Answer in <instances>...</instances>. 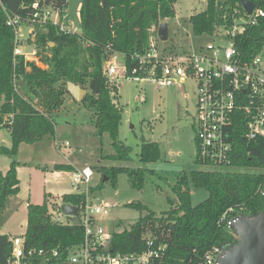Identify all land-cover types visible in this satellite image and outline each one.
Wrapping results in <instances>:
<instances>
[{"label":"trees","instance_id":"16d2710c","mask_svg":"<svg viewBox=\"0 0 264 264\" xmlns=\"http://www.w3.org/2000/svg\"><path fill=\"white\" fill-rule=\"evenodd\" d=\"M28 0L27 2H30ZM179 0H82L80 23L82 31L92 45L84 47L76 36H56L53 32L37 33L34 44L37 56H45L43 63L47 69L26 63L30 72L25 71L23 59L16 68L21 84L34 97L38 92L50 111L57 110L61 98L67 93L68 84H75L89 93L81 105L93 114L96 135L102 139L109 136L114 155L105 160L112 162L130 159L131 148L118 139L121 111L114 104L117 86H110L104 74V61L112 52L123 56L125 69L130 74L136 64L131 60L135 52L145 50L148 33L169 18L175 16V4ZM242 1L251 2L264 12V0H206L202 12L189 17L195 36L212 35L218 28L229 26L234 10L243 14ZM25 0H0V96L5 103L0 106V124L12 114L9 129L10 148H0V155L11 160L5 174L0 172V212L7 206L10 197L19 192L15 161L20 144H32L45 136H53L54 122L36 109L27 99L16 94L12 86V38L11 30L5 25V11L25 15ZM56 6H67L63 0H53ZM239 57L250 60L264 46V17L256 26L248 27L234 40ZM52 44V46H50ZM42 61V60H40ZM58 83L63 89L55 88ZM22 92V91H21ZM23 93V92H22ZM113 94V97L111 96ZM6 125V124H5ZM4 128L8 129L6 126ZM242 128L235 137V153L230 168L214 167L209 171H192L190 177L179 176L172 192L175 203L162 217L155 218L139 203L128 204L140 212H145L128 230L111 233V252L133 253L145 249L143 235L148 233L157 242L166 244L165 257L160 264H199L211 247L223 248L237 242L235 234L221 222L222 216L229 219L236 216H254L264 209V138L251 142L241 139ZM139 162L155 163L160 159V149L156 142H142L138 154ZM55 171H70V166L55 165ZM101 182L91 193L103 187L104 181L115 186L118 175L127 176L134 189L141 190L146 169L125 167H102ZM204 189L207 199L192 206L190 187ZM84 195L66 194L61 196L64 205L79 207L84 203ZM47 199L41 205H28L27 224L24 238L26 249L66 250L78 245L82 239L79 226L54 224L47 216ZM12 245L7 235L0 234V264H9ZM33 264H38L33 261Z\"/></svg>","mask_w":264,"mask_h":264},{"label":"rangeland","instance_id":"374dc122","mask_svg":"<svg viewBox=\"0 0 264 264\" xmlns=\"http://www.w3.org/2000/svg\"><path fill=\"white\" fill-rule=\"evenodd\" d=\"M82 0H68L66 13L74 28L83 33L80 23ZM206 8V0H179L175 4V16L161 21L168 28V40L158 41V48L163 52L196 53L207 45H219L221 42L213 36H195L192 33L189 17L202 12ZM22 38L25 31L21 29ZM152 35L151 31L148 33ZM52 46V45H50ZM25 53L33 57L35 51L32 45L24 44ZM42 53L32 61L40 67L46 68ZM116 59L119 69L115 84L117 86L114 104L121 111V122L118 139L132 152L130 159L121 162L105 160L114 155L111 141L107 134L102 139L96 135L93 126V114L83 105L76 103L68 93L61 98V106L50 111L38 92L34 97L25 84L18 83L19 90L41 113L50 116L54 122V135L45 136L41 140L19 145L15 161L19 169V192L17 198L10 202L12 211L0 212V233L7 231L11 237H19L25 233L27 218V200L29 205H41L45 194L53 195L62 192H72L70 175L85 167L97 175L90 184L91 189L101 182L102 167H125L131 169L142 168L148 170L144 174V184L141 190L134 189L127 176L118 175L115 186L104 182L101 189L92 192L94 202L109 205L108 215L103 218L101 225L109 232L128 230L145 212L129 207L128 204L139 203L148 211L160 218L175 203L172 187L177 178L183 174L190 177L192 171H209L211 168L198 165L196 162V148L194 143V117L196 113V85L188 80L183 85L159 89L147 81L135 82L128 80L121 72L124 68L123 56ZM42 60V61H40ZM31 61V62H32ZM56 89H63L58 83ZM89 93L88 90H86ZM113 97V94H111ZM156 142L160 149V159L155 163L143 164L139 162L138 154L142 142ZM65 144H67L65 146ZM61 145L58 149L57 146ZM10 132L6 128L0 129V148H10ZM99 146L98 149H95ZM68 157L74 166L70 171L61 174H49L43 168L52 163L65 162ZM11 160L0 155V171L9 169ZM208 193L204 189L190 187L192 206L207 199ZM51 198V197H48ZM49 200V199H48ZM148 233H151L150 231Z\"/></svg>","mask_w":264,"mask_h":264},{"label":"built area","instance_id":"2783aa9c","mask_svg":"<svg viewBox=\"0 0 264 264\" xmlns=\"http://www.w3.org/2000/svg\"><path fill=\"white\" fill-rule=\"evenodd\" d=\"M25 0V15L5 11V25L12 34V86L22 98L18 83L21 79L16 68L23 59L25 71L30 72L26 63L37 56L34 44L37 33L51 31L56 36H76L84 47L92 43L84 33H79L66 13V6L58 7L53 0ZM66 2L68 0H63ZM244 11V10H243ZM264 12L253 8L250 14H240L234 10L229 26L218 28L212 35L221 44L207 45L196 53H168L158 48L157 27H152L145 50L135 52L131 60L136 64L130 74L125 65L122 74L135 82L147 81L157 88L166 89L183 85L192 80L196 85V113L194 117V143L198 165L211 168H230L235 153L234 143L237 132L242 128L240 137L246 142L264 138V46L250 60H242L235 47L234 40L242 35L248 27L256 26ZM21 29L25 31L22 38ZM24 44L35 49L31 56L24 50ZM119 53L112 52L104 61V74L110 86H116L118 75L116 59ZM32 61V62H31ZM35 64V63H34ZM36 65V64H35ZM37 66V65H36ZM38 67V66H37ZM40 68V67H39ZM42 69H47L42 68ZM25 95V94H24ZM25 99V98H24ZM26 100V99H25ZM5 103L0 96V106ZM6 122L0 129L12 125V114L5 117ZM6 124V125H5ZM67 144H65L66 146ZM61 145H58L59 149ZM93 173L85 167L71 174L70 186L74 195H84V203L76 208V215H66L61 198L47 199V216L50 221L62 226H79L82 228L81 242L66 250L26 249L23 235L10 238L12 255L9 264H160L165 257L166 244L157 242L151 233L143 235L145 249L140 252H111L109 243L111 233L101 221L108 215L109 205L96 203L92 199L90 184ZM229 214V212H228ZM222 216L229 229L235 218ZM239 217V216H236ZM77 220V224L74 220ZM221 249L209 248L199 264H217Z\"/></svg>","mask_w":264,"mask_h":264},{"label":"water","instance_id":"95a60500","mask_svg":"<svg viewBox=\"0 0 264 264\" xmlns=\"http://www.w3.org/2000/svg\"><path fill=\"white\" fill-rule=\"evenodd\" d=\"M241 6L246 14H250L254 8L249 1H242ZM157 34L160 41L168 40L166 23L159 24ZM66 91L78 104L87 94L85 89L72 83L67 85ZM63 209L66 215H76V208L72 206L64 205ZM74 223L77 224L76 219ZM229 229L235 234L237 242L221 248L217 264H264V209L254 216L235 217Z\"/></svg>","mask_w":264,"mask_h":264},{"label":"crops","instance_id":"0c3cea01","mask_svg":"<svg viewBox=\"0 0 264 264\" xmlns=\"http://www.w3.org/2000/svg\"><path fill=\"white\" fill-rule=\"evenodd\" d=\"M99 148V146H97L95 149H98ZM66 160H65V162H61V163H52V164H50L51 166H46L45 168H43V170H45V171H50V173L49 174H61V173H65V172H71V171H66V170H62V171H55L54 169H53V167L55 166V165H63V166H70L71 167V169L72 168H74V166L70 163V161H69V159H68V157H66L65 158ZM18 168V167H17ZM1 172V171H0ZM7 172V171H6ZM5 172V173H6ZM18 172H19V169H16V173L18 174ZM2 174H5L4 172H1ZM95 176H97V175H95V174H93V176H92V180H93V178L95 177ZM72 188V187H71ZM20 189V188H19ZM73 193V191L70 193V192H62V193H59V194H56V195H53V194H50V193H46L45 195H47L48 197H52V198H61V196L62 195H66V194H72ZM44 195V196H45ZM17 198V195L16 196H12V197H10L9 199H8V201H7V206H6V208L3 210V211H8V210H11L12 211V207H11V205H10V202L11 201H13V200H15ZM27 206H26V209H27V207H28V205L31 203L30 202V199H28L27 200ZM43 202H44V200H43ZM40 205V204H39ZM2 212V211H1ZM26 224H27V218H26ZM26 229V228H25ZM1 235H7V236H9V238H12L11 237V233H8L7 231H5L4 233H0Z\"/></svg>","mask_w":264,"mask_h":264}]
</instances>
